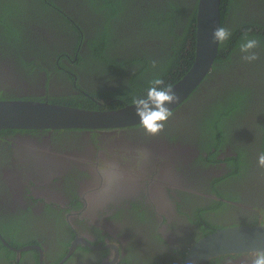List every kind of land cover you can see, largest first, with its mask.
I'll use <instances>...</instances> for the list:
<instances>
[{
    "label": "flooded vegetation",
    "instance_id": "obj_1",
    "mask_svg": "<svg viewBox=\"0 0 264 264\" xmlns=\"http://www.w3.org/2000/svg\"><path fill=\"white\" fill-rule=\"evenodd\" d=\"M16 1L10 14L0 3V22L13 26L0 24V98L65 97L64 103L91 100L103 108L112 97L119 106L146 94L130 84L138 60L159 64L168 43L142 36L152 13L198 5L122 0V42L108 52L125 65L118 70L90 56L89 39L106 19L88 0ZM242 5L236 15L242 23L264 20V0ZM255 51L253 62L237 52L210 71L155 137L139 125L0 130V235L8 245L0 238V264H184L188 250L217 230L264 226V168L257 162L264 152V57ZM238 88L252 91L251 108L239 114L237 103L215 120L213 104ZM247 258L232 254L205 264Z\"/></svg>",
    "mask_w": 264,
    "mask_h": 264
},
{
    "label": "trees",
    "instance_id": "obj_2",
    "mask_svg": "<svg viewBox=\"0 0 264 264\" xmlns=\"http://www.w3.org/2000/svg\"><path fill=\"white\" fill-rule=\"evenodd\" d=\"M243 1L244 0H221V26L231 31V37L225 43L220 44L219 55L214 62L211 72L218 69V67L224 63L229 62L232 59V56L237 52L239 54L240 45L245 39H256L259 42V53L264 57V20L256 17L251 19L248 23H242V21L237 19L236 15L238 13V8L244 7L242 5ZM88 2L95 13L102 14L106 19L104 26L96 25L97 36L89 39L91 43L89 49L92 52L90 56L93 55L97 58L96 60H101L103 63L119 70L125 65L114 57H110L108 52L112 53L113 49L122 42L120 39L119 42L117 41V29L119 25L123 24L121 22V17L124 14V4L122 3V0H88ZM0 3H2L4 8H6L10 14L12 6L15 3L18 4V1L0 0ZM188 8L190 7L181 5L175 6L172 4L170 8L165 9V11L153 12L152 14L156 15L155 19L147 20L144 23L142 36H145L147 40L151 35L157 36L162 41L167 40L168 43H163L161 45L160 49L164 53H162V61L157 64L155 69L152 65L138 60L137 64L140 65L139 70L132 74V76L134 75V78L130 80V84L135 85L140 89L143 87L148 89L149 82L153 78L159 77L164 80L165 85H171L172 87L191 69L196 58L197 3H195V6L190 12L185 10ZM19 9H23L22 4L13 7L14 11ZM12 13L13 11L11 14ZM113 18H116V20L108 21ZM228 19L230 24H227ZM3 22H0V24L7 30H10L13 27L12 26L8 29L6 23ZM143 93L144 92L139 93V96H143ZM134 98L135 97L131 96V98L127 100L126 105L133 104L132 101ZM252 99V91L244 88H238V92H234L231 96L220 97L212 107L215 114V120L217 119L216 116L218 114V119L221 118L220 120H224L231 111L236 109L235 105H237V103L238 113L244 115V112L251 108L250 100ZM0 100L9 99L2 97ZM65 100V97H60L49 103L86 110H116L126 106H115L116 102L113 100V97L110 99L112 100V104L108 105L107 108L100 107V105L91 100L77 102L75 98H72L70 102L64 103L63 101ZM106 102L107 101H105L104 104ZM6 256L14 258L15 254L8 251L6 252Z\"/></svg>",
    "mask_w": 264,
    "mask_h": 264
},
{
    "label": "water",
    "instance_id": "obj_3",
    "mask_svg": "<svg viewBox=\"0 0 264 264\" xmlns=\"http://www.w3.org/2000/svg\"><path fill=\"white\" fill-rule=\"evenodd\" d=\"M218 27H221V0H198L196 58L187 74L172 86L179 99L168 105L171 112L191 96L211 71L219 55L220 44L212 42V33ZM136 125H139V117L135 114L133 104L103 111L48 102L0 100V130H111ZM0 238L7 245L1 235ZM260 242H264V226L261 225L217 230L197 241L188 250L184 264H205L219 256L246 255L257 248H264V243ZM74 249L75 245L70 254Z\"/></svg>",
    "mask_w": 264,
    "mask_h": 264
},
{
    "label": "clouds",
    "instance_id": "obj_4",
    "mask_svg": "<svg viewBox=\"0 0 264 264\" xmlns=\"http://www.w3.org/2000/svg\"><path fill=\"white\" fill-rule=\"evenodd\" d=\"M231 37V31L225 27H218L212 33V42L223 44ZM259 46L256 39H245L240 45L241 59L253 62L259 57L255 49ZM155 69L157 63L152 62ZM179 97L173 92L171 85H165L162 78L156 77L149 82L146 94L137 96L132 103L135 114L139 117V126L148 136H158L165 130V126L172 116L168 105L174 104ZM258 166L264 168V152L258 156ZM107 178V177H106ZM110 179V178H109ZM264 243V242H260ZM245 264H264V248H257L248 254Z\"/></svg>",
    "mask_w": 264,
    "mask_h": 264
}]
</instances>
